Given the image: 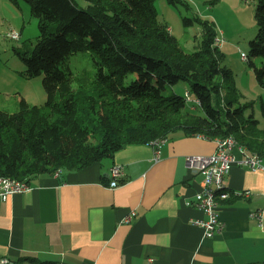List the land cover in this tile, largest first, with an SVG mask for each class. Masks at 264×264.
<instances>
[{
    "label": "trees",
    "instance_id": "trees-1",
    "mask_svg": "<svg viewBox=\"0 0 264 264\" xmlns=\"http://www.w3.org/2000/svg\"><path fill=\"white\" fill-rule=\"evenodd\" d=\"M38 19L39 34L29 50L17 51L25 74H42L44 105L20 96L13 112L0 110V175L27 179L57 170L87 167L129 143H149L180 130L214 139L232 135L245 152L264 158L263 124L243 106L220 105V64L212 45L216 30L202 24L199 46L187 52L157 17L154 0H25ZM257 33L252 54H264V0L255 7ZM96 53L92 88L72 86L66 57ZM264 88V62L254 68ZM132 76L128 82L126 79ZM185 81L202 114L186 107L184 95L164 94L165 84ZM263 118L264 105L262 104ZM5 264H56L20 257Z\"/></svg>",
    "mask_w": 264,
    "mask_h": 264
},
{
    "label": "crops",
    "instance_id": "crops-1",
    "mask_svg": "<svg viewBox=\"0 0 264 264\" xmlns=\"http://www.w3.org/2000/svg\"><path fill=\"white\" fill-rule=\"evenodd\" d=\"M214 149V139L180 131L159 145L126 144L108 164L31 177L29 190L0 199V258L34 256L56 264H264V170L232 163L224 178L229 196L217 200L221 230L206 237L192 222L205 216L186 203L200 189L202 174L185 157ZM231 152L243 157L237 146ZM115 164L122 174L110 186ZM244 190L249 194L236 193ZM255 211L261 220L252 215Z\"/></svg>",
    "mask_w": 264,
    "mask_h": 264
},
{
    "label": "rangeland",
    "instance_id": "rangeland-1",
    "mask_svg": "<svg viewBox=\"0 0 264 264\" xmlns=\"http://www.w3.org/2000/svg\"><path fill=\"white\" fill-rule=\"evenodd\" d=\"M80 1V0H79ZM258 0H154L157 17L169 27L179 44L187 52L195 50L202 38V24L208 20L223 40L219 48L220 64L231 71L230 78L222 76L220 92L213 95V101L220 105L231 102V107L243 106L244 115L253 113L263 124L264 88L255 76V67L264 62V54H252L250 40L257 33L255 7ZM10 30L19 34L18 39L8 36ZM39 34L38 19L31 12L25 0H0V110L13 112L17 109L20 96L30 104L44 105L46 91L42 74L27 76L25 64L17 51L32 48ZM245 54V58L242 57ZM97 55L92 50H78L70 53L65 62L69 66L72 86L91 89L96 71ZM132 76H128V82ZM187 82L165 84L166 95H185ZM193 95L191 94V98ZM186 107L192 113L202 114L200 106L193 100H186ZM180 130L169 133V136ZM109 158L103 160L109 163Z\"/></svg>",
    "mask_w": 264,
    "mask_h": 264
},
{
    "label": "built area",
    "instance_id": "built-area-1",
    "mask_svg": "<svg viewBox=\"0 0 264 264\" xmlns=\"http://www.w3.org/2000/svg\"><path fill=\"white\" fill-rule=\"evenodd\" d=\"M8 36H19L15 30H10ZM222 38L215 34L212 45L218 47L221 45ZM186 98H191V93L186 90ZM165 140V138H164ZM163 140V141H164ZM161 141V142H163ZM161 142H153L150 144L159 145ZM238 147V144L232 142L231 138L221 139V141H215V149L213 152L208 154H189L186 155L185 160L190 168L199 171L202 174L200 189L194 193V198L187 200L188 205H193L200 209L204 213V217L192 219L194 224L199 225L203 229V233L206 237H211L219 232L223 226L222 221L219 219L218 214V201L213 200L211 195V188L219 183H224V178L229 172L231 164L238 162L241 165H245L251 169L264 170V164L262 160H257L256 157L242 152L243 157L236 159L232 154L231 150L233 147ZM122 174V169L119 164H115L110 167L111 180L109 181L110 186H115L118 183V177ZM31 187L29 181L21 183L8 182V180H0V199L6 200L9 195L17 192H23L29 190ZM249 190L237 191V194L248 195ZM229 195L223 194L221 198L228 197ZM134 212H131V215ZM261 220V213L255 211L252 213ZM8 258H0V264L9 263Z\"/></svg>",
    "mask_w": 264,
    "mask_h": 264
},
{
    "label": "bare ground",
    "instance_id": "bare-ground-1",
    "mask_svg": "<svg viewBox=\"0 0 264 264\" xmlns=\"http://www.w3.org/2000/svg\"><path fill=\"white\" fill-rule=\"evenodd\" d=\"M13 39H18L19 36H12ZM242 57L245 58V54L242 53L241 54ZM185 99L186 100H190V98H186V91H185ZM194 101L198 104V100L197 99H194ZM200 136V135H199ZM203 137V136H202ZM165 137H162V138H156V139H152L149 141V143H152L153 142H161L164 140ZM227 138H231L232 142H235L236 144H238L236 138L232 135H228V136H219V137H215L214 138V141H221V139H227ZM238 149L242 152H245V149L243 146L239 145L238 144ZM247 153V152H245ZM249 155H251V157H256L257 160H262L263 158L261 156H259L258 154L256 153H247ZM59 170H57L55 173H57ZM0 180H8V182H13V183H21V182H24V181H29L27 179H18V178H14V177H9V176H4V175H0ZM230 193V190H228L225 186L224 183H219L217 185H215L214 187L211 188V195L213 197V200H218V198H221V195L223 194H226V195H229ZM223 198H226V197H223Z\"/></svg>",
    "mask_w": 264,
    "mask_h": 264
}]
</instances>
